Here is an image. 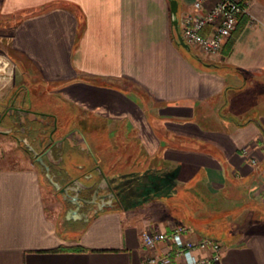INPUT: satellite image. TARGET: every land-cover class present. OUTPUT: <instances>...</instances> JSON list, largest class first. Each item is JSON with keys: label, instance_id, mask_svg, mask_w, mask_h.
I'll return each instance as SVG.
<instances>
[{"label": "crops", "instance_id": "1", "mask_svg": "<svg viewBox=\"0 0 264 264\" xmlns=\"http://www.w3.org/2000/svg\"><path fill=\"white\" fill-rule=\"evenodd\" d=\"M63 1L82 16L60 6L27 17L11 46L46 83L66 81L59 91L88 120L90 148L105 145L108 177L136 192L123 203L125 186L78 223L54 209L33 159H0V264H143L168 246L147 248L141 232L181 223L224 244L213 264H264V0H245L229 51L200 60L175 39L170 0Z\"/></svg>", "mask_w": 264, "mask_h": 264}, {"label": "flooded vegetation", "instance_id": "2", "mask_svg": "<svg viewBox=\"0 0 264 264\" xmlns=\"http://www.w3.org/2000/svg\"><path fill=\"white\" fill-rule=\"evenodd\" d=\"M52 87L50 98L45 101L39 90L31 91L24 83L13 82L7 95L0 98V132L11 135L24 154L39 164L70 221L82 223L120 203L121 191L131 183L108 177L94 148L85 147L81 129L72 126L62 131L61 119L70 115L59 106V85ZM84 136L92 146L87 134ZM67 146L85 152L88 157L84 161L93 166V175L82 172L84 165L76 161V172L63 166ZM123 156L124 153L114 157L115 162Z\"/></svg>", "mask_w": 264, "mask_h": 264}, {"label": "built area", "instance_id": "3", "mask_svg": "<svg viewBox=\"0 0 264 264\" xmlns=\"http://www.w3.org/2000/svg\"><path fill=\"white\" fill-rule=\"evenodd\" d=\"M246 13L245 0H186L178 16V30L183 40L201 53H220L239 18ZM249 147L242 153L247 155ZM255 163L256 158H251ZM142 243L156 249L164 243L166 250L154 251L143 259V264H213L220 263L223 255L222 243L211 237H194L192 228L186 224L175 225L168 231L141 232Z\"/></svg>", "mask_w": 264, "mask_h": 264}, {"label": "rangeland", "instance_id": "4", "mask_svg": "<svg viewBox=\"0 0 264 264\" xmlns=\"http://www.w3.org/2000/svg\"><path fill=\"white\" fill-rule=\"evenodd\" d=\"M58 1L61 2L60 6H66L70 4L63 0H58ZM177 2H178L177 17H178L186 4V0H177ZM70 5H71L70 9L77 12V15L81 17L82 16L81 9L74 4H70ZM60 6L57 3V0H50L42 4H33V5H25L22 3L19 4L18 0H0V98H3L7 95V93L10 91L12 87L13 82L14 83L16 82V84L22 82L25 85L29 86L30 87L29 89L31 91L37 89L39 90V92H42L43 98L45 99V101L46 100L48 101L51 95L50 93L52 91L51 88H53L52 87L53 84L59 85L60 87L66 83V81H63L59 84L48 83V82L46 83L41 78L39 73L35 70V68L30 64L29 60L15 53L11 46V41H12L11 34L13 33V30L16 27V25L19 24L23 19L37 14H41L47 10ZM81 24H83V21H81ZM80 30H82V25L79 26V31ZM173 33L175 35V39L178 41L177 30L174 28V26H173ZM184 49L198 60L203 59L204 58L203 56H205L194 46H190L189 48L184 47ZM57 99L60 102L59 106L60 105L63 106V108H61L62 111L63 112L67 111L68 114L70 115L68 117H63L61 119L60 126L62 131L68 130L72 126H76L79 129H81L84 135L87 134V136L91 137V131L87 130L86 128V123H88V120H85L86 118L82 120V118H84L85 116L82 117L76 115V113L79 111L80 108H78V106H75L69 99L65 98L61 94V92L57 93ZM42 108L44 109V105ZM84 114L85 113H83V115ZM94 118H96L97 120H102L99 117H94ZM94 143H95V151L100 156V154L103 153V147L105 145H103L101 142L98 141ZM244 146H248L249 149L251 148V145L249 144H246ZM243 147H241V151ZM65 150H66V154H65L66 157L64 162L62 163L63 166H65V168L70 169L71 172L78 171V168L75 165V161H79V160L84 161L85 158H87L88 156L85 154L84 151H80L75 148L74 149L69 148L68 146L65 148ZM124 154L127 160L129 158V156H127L128 153L127 154L124 153ZM246 156L249 157L250 160L251 158H255L251 155L250 150ZM22 158H25V154L23 152L22 147L16 144V142L14 141L11 135L0 132V159L12 163L14 160L21 161ZM106 159L105 162L108 161V157ZM123 163L124 160H122L119 165H122ZM252 163L254 162L252 161ZM255 164H257V161L255 162ZM133 177H130L132 181L134 179ZM136 177L138 179V175H136ZM43 178L47 188L52 190L53 187L49 185L44 175ZM130 183H131L129 186L130 189L127 193L130 192L131 196H125L122 199L123 203L134 200V192H136L135 191L136 187L133 186L132 182ZM51 192L53 193V200H51L50 202L52 203V206H54V209L57 210L60 206V202L58 201V198H56L57 196L55 195L53 190ZM146 192H147L146 194L153 195V186L149 188ZM52 193L49 194L52 196ZM127 197L128 198L130 197L131 199L127 200ZM49 199L51 198L48 197V201ZM62 211L64 214L63 209ZM222 245L224 250V244L222 243Z\"/></svg>", "mask_w": 264, "mask_h": 264}, {"label": "water", "instance_id": "5", "mask_svg": "<svg viewBox=\"0 0 264 264\" xmlns=\"http://www.w3.org/2000/svg\"><path fill=\"white\" fill-rule=\"evenodd\" d=\"M177 7H178V2L177 0H171V9H172V24L174 26V28L177 30V34H178V40L179 43L187 48H189L190 46L183 40L182 36L180 35V32L178 30V17H177ZM82 138L84 140L85 143V147L86 148H90V145L88 143V141L86 140L85 136L82 134Z\"/></svg>", "mask_w": 264, "mask_h": 264}, {"label": "trees", "instance_id": "6", "mask_svg": "<svg viewBox=\"0 0 264 264\" xmlns=\"http://www.w3.org/2000/svg\"><path fill=\"white\" fill-rule=\"evenodd\" d=\"M57 3H58L59 6H60L61 2L57 0ZM62 7H68V8H70L71 5L68 4V5H66V6H62ZM81 31H82V30H81ZM79 37H80V33L77 34V39H78ZM235 38H236V37L231 38L229 41H227V51H229V50L231 49V47H232V45H233V42H234Z\"/></svg>", "mask_w": 264, "mask_h": 264}]
</instances>
